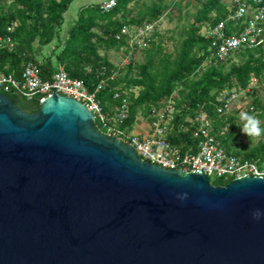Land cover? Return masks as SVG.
Here are the masks:
<instances>
[{
    "label": "water",
    "instance_id": "95a60500",
    "mask_svg": "<svg viewBox=\"0 0 264 264\" xmlns=\"http://www.w3.org/2000/svg\"><path fill=\"white\" fill-rule=\"evenodd\" d=\"M264 177L212 185L141 161L52 93H0V264H264Z\"/></svg>",
    "mask_w": 264,
    "mask_h": 264
},
{
    "label": "trees",
    "instance_id": "16d2710c",
    "mask_svg": "<svg viewBox=\"0 0 264 264\" xmlns=\"http://www.w3.org/2000/svg\"><path fill=\"white\" fill-rule=\"evenodd\" d=\"M74 1L0 0V35L6 34L9 25L16 24L11 38L17 46L15 52L0 51V70L7 73L14 70L18 74L22 63L28 60L37 62L35 45L39 48L50 46L53 48L50 58L40 65L42 77L50 78L60 66L70 78L82 80L90 91L105 80V88L98 98L108 110L120 103V100H113L114 93L121 94L128 104L127 129H132L138 114L152 121V108H160L170 102L175 119L168 139L186 150L188 146L196 145L191 122L187 118L193 119L203 111L211 120V133L228 152L256 163L264 171V134L256 145L232 150L231 142L236 135L234 116L224 119V115L216 112L215 101L222 92L246 90L253 80L257 86L264 87V42L255 48L240 49L227 61L212 58L209 64L204 65L210 59L211 51L200 30L227 18L226 0H204L173 52L165 51L162 37L156 29L166 11L180 7V3L167 5L163 0H117L110 12L103 13L97 1L78 11L76 20L68 24L65 38H62L64 16ZM131 4L135 7L130 8ZM145 23H156L154 36L157 39H152L143 51L142 62L131 60L124 67L112 64L108 51L124 46L123 42L115 41L114 34L124 26H143ZM99 50L106 53L101 55ZM124 53L126 55L127 51ZM112 75L115 77L110 79ZM134 89H138L137 94ZM7 95L14 103L18 101L17 105L28 113H34L39 107L36 101ZM251 96L247 112L258 118L261 128H264V101L256 96L255 91ZM224 128L226 131L222 133ZM229 182L217 180L214 185Z\"/></svg>",
    "mask_w": 264,
    "mask_h": 264
},
{
    "label": "built area",
    "instance_id": "2783aa9c",
    "mask_svg": "<svg viewBox=\"0 0 264 264\" xmlns=\"http://www.w3.org/2000/svg\"><path fill=\"white\" fill-rule=\"evenodd\" d=\"M117 0H99V9L103 13L110 12ZM228 15L212 27L204 26L201 36L208 42L211 56L224 62L232 58L237 51L245 48H255L264 42V0H226ZM156 23H145L143 26H124L114 34L117 42H123L129 56L137 51H143L150 45ZM13 26L6 28V34L0 35V51L14 50L12 41ZM263 34V37H262ZM127 60L125 65H127ZM39 61H27L21 64L18 76L0 70V93L11 94L27 101H36L40 106L52 93L72 98L81 102L94 117L95 128L103 135L117 139L129 145L137 157L146 163L163 169L178 170L184 173L205 175L209 181L223 182L233 179L260 176L264 177L256 163L244 160L228 152L219 139L211 133V120L205 112H199L191 122L192 136L195 146L173 145L169 139L174 122V110L170 102L160 108H152V121L147 122L145 134L130 135L125 126L129 117L128 104L115 92L114 104L105 110L98 95L105 88V80H101L93 91L79 79L70 78L60 66L50 78L44 79ZM124 65V66H125ZM121 65V67H124ZM115 75L110 76L113 79ZM237 93L222 92L216 96V112L226 115L231 111L232 103ZM136 124V122H135ZM188 129L185 128V131ZM226 128H224V133Z\"/></svg>",
    "mask_w": 264,
    "mask_h": 264
},
{
    "label": "rangeland",
    "instance_id": "374dc122",
    "mask_svg": "<svg viewBox=\"0 0 264 264\" xmlns=\"http://www.w3.org/2000/svg\"><path fill=\"white\" fill-rule=\"evenodd\" d=\"M81 1L82 0L74 1L69 6V10L64 16L65 20L67 19L65 21L66 23H68V24L73 23L76 20V16H77L78 11L81 8L85 7V5L82 6L83 4L81 3ZM140 1L149 2L150 0H140ZM203 1L204 0H199V1L198 0H163V3L167 4V5H172V4L175 5L176 3H180V7H176L172 11H166L167 14H165V17H163L160 24L158 25V28L156 29L157 33L160 34V37H162L163 46H164V49L166 52H173L174 51L175 47L179 43V40L181 39V35L184 34L185 29L188 28V26L192 23L193 17L196 14L197 10L200 8V4ZM78 4H80V5H78ZM132 6H134V5L131 4L129 7L132 8ZM226 7H228V6L226 5ZM228 8H230V7H228ZM169 12H171L170 15H169ZM134 13H135V10H134ZM67 25H65V26L63 25V30L64 29L66 30ZM9 26H13V28L15 29L16 24H11ZM64 32L65 31H61L62 35L64 34ZM202 32H203V28L200 30V33H202ZM61 33H60V35H61ZM152 39L155 41V39H157V37L153 35ZM34 47L36 49H39L40 50L39 52H41L43 54H47V53L51 54V51L53 49L50 46L47 48L46 47L39 48L38 46L35 45ZM16 48H17V46H16V43L14 42V50L12 52H15ZM147 48H145V49H147ZM125 51H127L126 55L124 53ZM143 51H137L134 54H132L131 56H129L128 59H126V56L128 55V50L125 49L124 47H122V48H120L119 52L113 54L112 55L113 57L112 56L111 57H112L113 61L115 63H117L118 66H121V65L124 66L126 64L125 62L127 60H129V62L131 60L134 62H142ZM105 53L106 52L104 50H99V54L104 55ZM108 54H109V51L107 53V56H108ZM36 57L38 58V54ZM212 58H214V57L210 56V59L208 61H206L204 63V65L209 64L211 62ZM38 59H37V61H38ZM28 61H32V60H28ZM233 61L237 62L236 59H234ZM226 68H227V66H226ZM253 91H255V94L258 98H260L262 101H264V87L263 86H257L255 81L253 80L246 90L240 91L239 93L236 94L237 96L235 97V100L232 103L231 111L228 114L222 116L224 119L228 118L229 116H234V119H235L234 124L236 127L235 128L236 135L231 142L232 150L233 149L234 150H239V149L243 150L245 148H250V147L256 145L263 138V134L258 138L257 137H247L245 134H243L241 132V129H240V127L242 126V121L240 120V113L241 112H247L248 108L250 107L251 102H252L251 93ZM134 93L137 94L138 89H134ZM174 97L176 98V95H174ZM170 106H172V104H170ZM191 119L192 118H187V121H190ZM136 120H138V121L136 124H134L135 126L133 125L132 130L129 132L130 135H138L139 133H141L140 131H142V133L145 134L144 128H146L148 120L140 114H138ZM210 183L212 185H214L215 180L213 178H211Z\"/></svg>",
    "mask_w": 264,
    "mask_h": 264
},
{
    "label": "clouds",
    "instance_id": "9594fccd",
    "mask_svg": "<svg viewBox=\"0 0 264 264\" xmlns=\"http://www.w3.org/2000/svg\"><path fill=\"white\" fill-rule=\"evenodd\" d=\"M240 120L242 121V126L240 127L241 132L247 137H260L264 134V128H261L260 121L253 115L248 112L240 113ZM264 179V178H260ZM253 219L259 220L261 216H264V212H261L259 209L253 211Z\"/></svg>",
    "mask_w": 264,
    "mask_h": 264
},
{
    "label": "crops",
    "instance_id": "0c3cea01",
    "mask_svg": "<svg viewBox=\"0 0 264 264\" xmlns=\"http://www.w3.org/2000/svg\"><path fill=\"white\" fill-rule=\"evenodd\" d=\"M77 1V0H76ZM97 1H99V0H82L81 1V3L83 4L82 6H89V5H91V4H94L95 2H97ZM89 3V4H88ZM78 5H80V4H78ZM80 8V7H79ZM82 9V8H81ZM70 14V13H69ZM67 20V19H66ZM65 20V21H66ZM73 21V20H72ZM68 23H66V22H64V26L65 25H67ZM68 26V25H67ZM66 29H67V27H66ZM62 31H65L64 32V34L62 35V33H61V37L62 38H65V35H66V30L64 29V30H62ZM35 48V47H34ZM46 50V49H45ZM120 50V49H119ZM119 50H117V49H111V50H109V54H108V58H109V60H110V62L112 63V64H114V65H117V63H115L114 61H113V59H112V55L113 54H115V53H117V52H119ZM35 51H36V53L38 54V58L37 57H35L36 59H38V61L40 62V63H44V62H46L47 61V59L48 58H50V53H47V54H43V53H41V52H39L40 50L39 49H36L35 48ZM123 52V51H122ZM123 54V53H122ZM112 56V57H111ZM111 57V58H110ZM51 59L54 61L55 59L53 58V57H51ZM2 71V70H1ZM20 71H21V65L19 66V68H18V74H15V72H14V70H12V71H10V73H14L16 76H18L19 75V73H20ZM4 72V71H3ZM137 121L138 120H136V123H137ZM149 122V121H148ZM135 126V125H134Z\"/></svg>",
    "mask_w": 264,
    "mask_h": 264
},
{
    "label": "flooded vegetation",
    "instance_id": "af4514ba",
    "mask_svg": "<svg viewBox=\"0 0 264 264\" xmlns=\"http://www.w3.org/2000/svg\"><path fill=\"white\" fill-rule=\"evenodd\" d=\"M18 101L15 102V104L17 105ZM20 107V106H19Z\"/></svg>",
    "mask_w": 264,
    "mask_h": 264
}]
</instances>
